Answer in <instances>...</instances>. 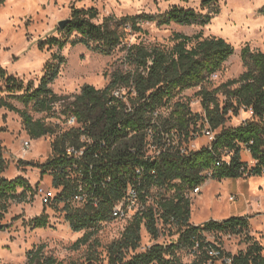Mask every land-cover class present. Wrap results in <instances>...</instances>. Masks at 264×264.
Here are the masks:
<instances>
[{"label": "trees", "instance_id": "16d2710c", "mask_svg": "<svg viewBox=\"0 0 264 264\" xmlns=\"http://www.w3.org/2000/svg\"><path fill=\"white\" fill-rule=\"evenodd\" d=\"M220 10V0H201L200 10L174 6L157 15L120 18L110 15L97 22V8H73L68 24L61 31L80 35L73 44L82 43L95 52L110 55L128 34L143 32L145 21L204 26ZM173 40L170 47L143 42L128 44L125 63L130 69L115 70L104 88L84 84L76 95L59 96L51 87L64 62L61 55L53 57L58 63L46 64L38 87L32 82L25 86L23 80L8 75L0 67V77L5 81L3 90L9 93L7 97L0 96V107L19 113L32 138L56 134L50 157L38 166L43 174L50 173L53 177L57 190L51 204L65 203L66 220L71 228L75 232L86 231L75 242V248L92 243L101 223L116 218L113 210L131 186L139 190L145 209L125 218L128 224L122 236L108 245L107 262L99 264H187L178 255L184 248L191 249L196 256L190 264H208L216 260L209 253L216 245L206 241L203 232L241 234L250 227V217L246 215L195 225L191 222L192 202L186 192L209 178L264 176V51L254 50L250 45L243 47L241 59L245 71L210 89L206 83L223 68L235 53V47L223 37H204L202 33H175ZM66 44V40L51 36L42 40L39 48L62 49ZM196 86H201L204 113H194L187 103L179 101L168 116L162 114L161 109L179 92ZM123 90L128 91L123 98L115 95ZM9 99L17 100L25 109ZM60 101H64L62 106L69 117L74 115L78 120L77 126L61 133L56 125L35 120L26 109L32 105L36 112H49ZM242 110L252 111L251 117L239 125H227ZM200 123L201 129L209 125L217 131L216 139L199 150L182 153L181 146L195 138ZM150 129L157 144L155 157L147 156ZM4 130L0 126V133ZM68 147L83 149L82 160L69 157ZM243 149L250 151L253 166L243 159ZM4 152L0 143V219L12 202L26 200L25 192L18 194V188H31L23 176L10 179L4 175L7 170ZM139 169L141 174L137 172ZM80 192L85 200L77 204L74 197ZM48 221V214L43 213L31 224L45 227ZM160 225L176 228L177 240L157 242L139 250L142 227L158 238ZM197 243L199 248L195 249ZM223 252L232 256L233 264H264L263 247L258 241L235 255ZM26 264L66 263L47 254L45 245H40L28 253Z\"/></svg>", "mask_w": 264, "mask_h": 264}, {"label": "rangeland", "instance_id": "374dc122", "mask_svg": "<svg viewBox=\"0 0 264 264\" xmlns=\"http://www.w3.org/2000/svg\"><path fill=\"white\" fill-rule=\"evenodd\" d=\"M174 6L201 9V0H0V67L6 69L8 75L23 80L25 86L30 82L38 87L45 74L48 62L54 64L58 60L55 55L64 57L60 65L59 75L51 84L59 96L76 95L84 84L104 88L111 74L117 70H128L125 63L127 45L143 42L147 45L161 44L170 47L174 44L175 33L194 35L202 33L204 37H223L235 47V53L225 62L223 68L212 75L206 86L213 89L220 84L239 77L245 67L241 59L242 48L246 45L254 50L264 51V0H220V12L207 25H158L157 22L142 23L143 32L128 34L125 42L112 54L104 55L89 49L82 43L73 44L80 38L76 32L69 35L59 27L58 22L68 19L73 8L95 7L99 11L97 22L104 17L114 15L118 18L126 15H157ZM51 36L67 41L60 49L55 46L41 50L39 44ZM5 81L0 77V96L7 97L4 91ZM201 86L179 92L171 102L161 109L168 116L176 102L187 103L194 113H204ZM127 90H123L127 94ZM22 92H17L20 94ZM222 98V97H221ZM16 106H25L15 99H9ZM58 102L49 112H36L32 105L26 109L35 120L57 126L58 133L70 128L69 112ZM250 111L242 110L233 116L227 125H239L250 118ZM0 126L5 130L0 133V143L5 148L7 170L5 176L14 179L25 177L31 188H18V194L25 192L26 200L12 202L8 212L0 219L5 224L0 230V264H26L28 253L40 245H45V252L52 254L66 264H99L107 262V247L115 239L122 236L128 224L126 219H111L102 222L91 242L74 247L75 242L85 234V230L75 232L66 220L65 203L44 204L37 193L40 186L50 187L54 191L53 177L50 173H42L38 164L45 163L51 155V144L55 135L32 138L28 133L19 113L0 107ZM201 123L190 140L194 150H199L209 143L204 135ZM30 142V148L24 147V141ZM242 157L251 166L248 150L243 149ZM228 158V157H227ZM204 183L202 192L191 199V220L195 225L209 220H224L236 215L249 216L250 227L241 234H214L211 238L221 244L227 252L235 255L246 250L253 242L258 241L264 254V177L250 176L246 178H209ZM235 199L232 200L231 197ZM263 204V205H262ZM48 214L49 221L45 227H34L32 220ZM132 213V212H131ZM161 231L155 238L146 227H142V241L139 250H145L154 243H171L177 240L176 228L160 225ZM182 260L190 264L196 258L194 252L184 248L178 252ZM95 257L96 259H92Z\"/></svg>", "mask_w": 264, "mask_h": 264}, {"label": "built area", "instance_id": "2783aa9c", "mask_svg": "<svg viewBox=\"0 0 264 264\" xmlns=\"http://www.w3.org/2000/svg\"><path fill=\"white\" fill-rule=\"evenodd\" d=\"M115 95L118 97L123 98V92L122 91H116ZM252 113V111H250ZM78 125V120L76 116L72 115L68 118V126L69 127H75ZM204 135L208 138L209 143L207 145H210L215 139L217 131L213 130L209 125H206L204 130ZM172 134H176L175 131L172 132ZM169 136V135H167ZM84 139H86L84 137ZM24 147L28 150L30 148V142L24 141ZM190 150L193 149V145L189 142L184 143L181 146L182 153H188ZM67 155L71 158H74L76 160H82L84 155L83 149H77L75 147H68L67 148ZM157 155V144L155 143L153 131L149 130V137H148V145H147V156L155 157ZM222 162H218V165H220ZM141 169H139L137 172L138 174H141ZM204 184V183H203ZM203 184L195 186L191 190L186 192V197L192 199L193 197L199 195L203 190ZM37 193L42 197L44 204H51L55 198V191L50 187H43L40 186L37 188ZM140 193L139 190L131 186L128 190L127 196L120 201L113 210V215L118 219H125L131 216L133 212H138L145 209V205L140 202ZM232 200L235 199L234 196L231 197ZM85 200V196L82 192L78 193L74 197V202L77 204L83 203ZM132 212V213H131ZM214 232H203V236L205 237L206 241L213 242L216 247H212L209 250V253L211 256L216 257V260H210L208 264H233V258L232 256L224 253L223 251L225 248L219 244L216 239L211 238V236H214ZM230 237H232V234H229ZM199 248V243L196 244L195 249Z\"/></svg>", "mask_w": 264, "mask_h": 264}, {"label": "water", "instance_id": "95a60500", "mask_svg": "<svg viewBox=\"0 0 264 264\" xmlns=\"http://www.w3.org/2000/svg\"><path fill=\"white\" fill-rule=\"evenodd\" d=\"M68 22H69V18H68V19L60 20V21L58 22L59 27H60L61 29H65V27H66V25L68 24ZM5 227H6L5 224H0V230H4Z\"/></svg>", "mask_w": 264, "mask_h": 264}, {"label": "crops", "instance_id": "0c3cea01", "mask_svg": "<svg viewBox=\"0 0 264 264\" xmlns=\"http://www.w3.org/2000/svg\"><path fill=\"white\" fill-rule=\"evenodd\" d=\"M248 153H249V155H250L252 161H254V159L252 158V155H251V153H250L249 150H248ZM260 177H264V176H260ZM205 184H206V183L203 184V187H205ZM262 205H263V204H262ZM236 216H238V215H236ZM191 222L194 223L192 220H191Z\"/></svg>", "mask_w": 264, "mask_h": 264}]
</instances>
